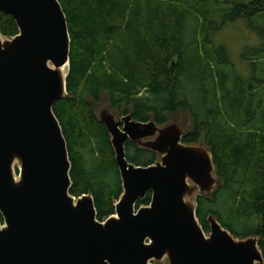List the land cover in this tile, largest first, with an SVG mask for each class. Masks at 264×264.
<instances>
[{
    "label": "water",
    "instance_id": "95a60500",
    "mask_svg": "<svg viewBox=\"0 0 264 264\" xmlns=\"http://www.w3.org/2000/svg\"><path fill=\"white\" fill-rule=\"evenodd\" d=\"M0 13L19 29L13 38L0 32V264H264L258 237L236 238L214 216L208 235L200 224L198 198L219 184L209 148L183 144L188 129L176 120L116 121L108 104L96 116L111 137L123 194L100 222L91 194H71L70 152L54 112L71 72L63 6L0 0ZM128 142L160 159L129 162ZM149 194L150 205L138 207Z\"/></svg>",
    "mask_w": 264,
    "mask_h": 264
},
{
    "label": "trees",
    "instance_id": "16d2710c",
    "mask_svg": "<svg viewBox=\"0 0 264 264\" xmlns=\"http://www.w3.org/2000/svg\"><path fill=\"white\" fill-rule=\"evenodd\" d=\"M59 1L72 41L71 72L69 94L54 112L70 152L71 194H91L100 222L115 215L123 194L111 137L96 116L103 95L116 114L141 123L163 126L186 112L194 127L184 142L209 148L219 178L214 193L197 201L203 230L210 233L214 216L236 238L258 237L264 256V42L244 54L258 71L252 79L234 72L224 48L209 51L206 44L210 29L221 28L218 14L224 25L264 18V0L229 9L213 0ZM0 32L19 34L10 15L0 13ZM126 152L137 166L157 159L131 142ZM151 197L138 207L149 206Z\"/></svg>",
    "mask_w": 264,
    "mask_h": 264
},
{
    "label": "rangeland",
    "instance_id": "374dc122",
    "mask_svg": "<svg viewBox=\"0 0 264 264\" xmlns=\"http://www.w3.org/2000/svg\"><path fill=\"white\" fill-rule=\"evenodd\" d=\"M251 1L252 0H213V5L216 8H218L219 6V8L222 7V8L229 9L234 4H242V3L248 4ZM215 19H217V22H218L217 24L221 26V28L217 29L216 27V28L210 29V31L207 34V39H206V44L209 47L207 49L211 51V50H216L219 48H224L226 51L225 57L228 59L230 63V64L228 63L226 64H228L229 66L231 65V68L233 66L234 69L233 68L232 69L234 70V72H238L240 75L245 76L248 79H252L256 77L258 74V71L255 70L248 63V61L244 59V54L250 51V49H255L261 46L260 43L263 44L264 42V18L256 17L249 21L244 19V20H240L238 22L226 24V25H224V22H223V19L225 20V16L223 17V15L218 14L217 17H215ZM195 25L196 24L194 21L189 23V27L191 29H193ZM191 34L192 32L188 30L189 40H191V37H192ZM107 99L108 97L106 95H103L102 102L99 103V107L102 104L103 105L108 104V102L106 101ZM97 106L98 104H95L96 108ZM174 120L178 121L182 126L186 127L188 131H192L194 127L193 120L190 114L186 112H182L178 116L171 118V121H174ZM145 160L146 159H141L140 161L144 163ZM17 176H18V171H17ZM219 206L220 207L217 209H221L223 211V205L221 204ZM226 206H227V209L230 208V204H227ZM152 264H167V260L161 263L153 262Z\"/></svg>",
    "mask_w": 264,
    "mask_h": 264
},
{
    "label": "flooded vegetation",
    "instance_id": "af4514ba",
    "mask_svg": "<svg viewBox=\"0 0 264 264\" xmlns=\"http://www.w3.org/2000/svg\"><path fill=\"white\" fill-rule=\"evenodd\" d=\"M102 102V101H101ZM100 102V103H101ZM99 107V103H98V106H97V108ZM96 108V109H97ZM109 112L111 113V114H113L114 115V117H115V119H116V121H122V119L125 117V116H127V115H125V114H121V115H118V114H116L114 111H112L111 110V108H110V106H109ZM123 122H122V126L121 127H123ZM160 126V125H159ZM188 133H189V131H188ZM183 144H187V143H185L184 142V139H183ZM131 143H133V142H131ZM134 144V143H133ZM139 148H141V147H139ZM141 149H143V148H141ZM147 150V149H146ZM150 151V150H149ZM152 152V151H151ZM155 153V152H154ZM156 155H157V159H156V161H155V163L160 159V156L157 154V153H155Z\"/></svg>",
    "mask_w": 264,
    "mask_h": 264
},
{
    "label": "bare ground",
    "instance_id": "6f19581e",
    "mask_svg": "<svg viewBox=\"0 0 264 264\" xmlns=\"http://www.w3.org/2000/svg\"><path fill=\"white\" fill-rule=\"evenodd\" d=\"M69 70H70V64H67V65L65 66V68H64V72H65V74H67V73L69 72Z\"/></svg>",
    "mask_w": 264,
    "mask_h": 264
},
{
    "label": "crops",
    "instance_id": "0c3cea01",
    "mask_svg": "<svg viewBox=\"0 0 264 264\" xmlns=\"http://www.w3.org/2000/svg\"><path fill=\"white\" fill-rule=\"evenodd\" d=\"M260 45H261V43H260Z\"/></svg>",
    "mask_w": 264,
    "mask_h": 264
}]
</instances>
